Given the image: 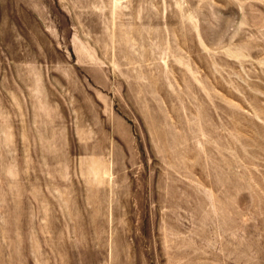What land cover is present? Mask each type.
Wrapping results in <instances>:
<instances>
[{"label":"rangeland","instance_id":"1","mask_svg":"<svg viewBox=\"0 0 264 264\" xmlns=\"http://www.w3.org/2000/svg\"><path fill=\"white\" fill-rule=\"evenodd\" d=\"M0 264H264V0H0Z\"/></svg>","mask_w":264,"mask_h":264}]
</instances>
